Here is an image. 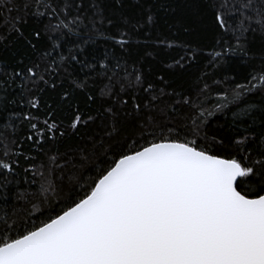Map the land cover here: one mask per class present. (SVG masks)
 <instances>
[{
	"label": "trees",
	"instance_id": "16d2710c",
	"mask_svg": "<svg viewBox=\"0 0 264 264\" xmlns=\"http://www.w3.org/2000/svg\"><path fill=\"white\" fill-rule=\"evenodd\" d=\"M242 2L123 0L121 5V0H12L15 8L11 4L0 8V67L9 69L36 62L49 48L47 37L61 35L50 28L84 19L85 14L92 16L96 11L93 4L114 22L103 25V35L84 29L74 35L62 29L64 36L57 41L62 47L52 51L51 57H43L44 62L54 58L49 71L59 68L58 74L53 71L51 78L46 75V83L21 77L7 92L0 89V161L13 168L11 173L0 169V222L19 225L31 219L40 223L36 216L43 219L42 210L55 207V200L48 199L52 192H43L41 185H59L62 191L56 199L66 200L72 183L69 176L89 172L111 149L98 146V155L84 168L69 166L61 171L53 166L52 158L61 165L69 156L78 160L77 150L90 147L91 138L104 136L102 129L111 125L110 107L121 114L123 121V113L132 111L133 104L143 108L153 96H159L153 101L159 105L156 111L164 109L167 113L163 119L170 125L167 135L192 139L195 124L206 120L196 138L198 144L222 157H246L249 163L258 159L264 151V139H257L264 130V112L260 111L264 108V90L253 77L264 75V35L249 29L243 38L236 39ZM79 4L83 8H78ZM149 10L153 24L138 25L134 30L120 22L122 16L130 17L133 23L143 21ZM245 14L252 16L253 27L258 28L255 12L245 10ZM217 15L223 16L227 30L219 27ZM21 16L26 22L17 26L23 38L5 22ZM36 31L41 33L39 41L34 38ZM121 40L127 43L121 45ZM242 46L246 54L239 51ZM70 52L76 60H71ZM249 84H256V89L234 100L236 87L247 88ZM225 103L229 107L222 114ZM77 115L87 123L73 129ZM128 135L123 130L111 143L115 145ZM245 136L248 142L238 145ZM133 146L129 143V148ZM93 175L89 172L88 183ZM83 187L81 184L80 189Z\"/></svg>",
	"mask_w": 264,
	"mask_h": 264
},
{
	"label": "snow or ice",
	"instance_id": "6c2138e0",
	"mask_svg": "<svg viewBox=\"0 0 264 264\" xmlns=\"http://www.w3.org/2000/svg\"><path fill=\"white\" fill-rule=\"evenodd\" d=\"M9 4L15 8L12 0H0V8ZM77 7L83 8V4ZM92 7L96 11L92 16L85 14L87 23L77 18L71 24L51 27V32L61 35L47 37L49 48L36 62L19 69L0 67V89L7 92L21 77L46 83V75L51 78L53 71L58 74L59 68L49 71L54 58L44 62L43 57H51L52 51L62 47L57 43L64 36L62 29L74 35H79L81 29L103 35V25L114 22L102 14L98 5ZM239 9L241 21L236 39L243 38L249 29L264 35V0H243ZM245 10L255 12L258 28L253 27V18ZM215 19L221 29L227 30L222 15ZM5 22L23 38L17 24L26 22L24 17ZM120 22L134 30L138 25L155 23L150 10L143 21L133 23L130 17L122 16ZM34 38L41 40L40 31L34 33ZM120 43L125 45L127 41ZM239 51L246 54L243 46ZM69 56L77 59L71 52ZM253 79L264 90V75ZM256 87L237 86L234 100ZM224 99L227 101L228 96ZM156 100L159 96H153L143 108L139 103L133 104L132 111L123 113V121L121 114L110 107L112 123L102 129L107 140L99 134L92 137L90 147L77 150L78 160L69 156L61 165L56 157L52 158L53 166L61 171L69 166L84 168L98 155V146L111 149L89 170L94 173L91 183L87 182L89 172L69 176L72 183L66 200L56 199L62 191L59 185H41L43 192H52L48 199L55 200V207L42 210L43 219L36 216L40 223L31 219L19 225L0 222V264H264V151L252 163L246 157L218 155L197 143L201 124L206 120L195 124L192 139L167 135L170 125L163 122L167 113L164 109L156 111ZM121 102L128 104L127 100ZM228 107L227 103L223 105L222 114ZM260 111L264 112V108ZM246 114L250 115V110ZM86 123L77 115L71 127ZM123 130L129 133L127 139L113 145L112 140L120 137ZM248 139L245 136L237 143L246 144ZM257 139H264V130ZM129 143L134 146L129 148ZM0 169L13 172L12 165L3 161Z\"/></svg>",
	"mask_w": 264,
	"mask_h": 264
}]
</instances>
